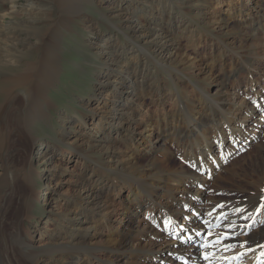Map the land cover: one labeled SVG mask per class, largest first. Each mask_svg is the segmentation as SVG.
Instances as JSON below:
<instances>
[{
  "label": "bare ground",
  "instance_id": "bare-ground-1",
  "mask_svg": "<svg viewBox=\"0 0 264 264\" xmlns=\"http://www.w3.org/2000/svg\"><path fill=\"white\" fill-rule=\"evenodd\" d=\"M51 1L58 14L48 17L45 29L38 38L37 60L15 65L11 62L4 67L20 69L21 73L13 72L2 78L1 92L6 93V99L1 112L14 104L19 127L26 133L34 122L45 119V106L49 107L51 103L48 93L62 74L63 57L59 54L62 42L65 35L73 31L76 20H82L89 34L87 51L90 49L93 53L88 52L98 61L96 64L89 63L99 70L97 92L93 102L83 104L89 115L83 110L76 112L75 117L62 114L58 122L68 139L73 134L67 133L68 128L80 132V137L86 140V151L90 148L105 151V163L101 168L96 166V171L89 170L86 179L78 180L76 191L72 194L74 198L70 200V195H65L68 201L63 219L58 220L60 223L52 220L56 226L44 240H35L30 229L20 230L19 226L36 199L34 193L30 199L25 197L26 211L23 212L22 203L16 199L6 196L0 200V211L4 207L6 209L4 204L7 201H15L20 215H16L18 218L14 220L17 221L16 232L9 224L11 232L0 240L4 249V252L0 251V264H264V255H261L264 253V207L260 206L259 200L255 221H248V211L241 205L210 207L201 200L209 180L224 168L225 162L257 138L260 125L264 123V92L247 102L240 96L239 84L234 90H229L228 83L238 73L232 69L221 78L220 96L200 89L194 101H176L178 109L164 111L175 93L167 97L156 89V95L146 87L150 70L151 74L162 68L171 70L168 62L172 61L169 60L185 55H177L181 49L179 43L170 46V42L174 28L186 23L182 16L186 14L185 5L188 4L199 10H203V4L208 3L213 5V9L226 5L224 12L227 17L240 20L249 37L262 41L260 47L259 44L252 45L254 58L264 54V0H228V4L227 0H201L203 3L199 0L104 1V8L119 19L115 25L121 36L100 33L93 29V24L87 23L90 19L83 13L86 5L99 3V0ZM35 4L32 0V9ZM167 13L174 16L176 13L178 17L172 19ZM212 14L214 18L221 17ZM134 52L136 54H131ZM256 60H253L254 64ZM150 62L153 68L149 66ZM210 62V67L201 68L209 81L216 66L214 59ZM191 64L192 69L197 67ZM254 64L249 69H243L250 82L249 88L244 89L247 97L256 90V85L252 84L256 82ZM180 92L177 89V93ZM147 95L154 99V111L147 107L150 103L147 105ZM235 107L239 109L238 114L234 111ZM9 116L15 118L13 113ZM0 126L1 153L4 144H7L4 139L9 128L4 133V124ZM25 139L31 144L28 148L32 149L37 139L31 135ZM169 144L180 153L188 166L187 171L183 167L174 170L170 166ZM28 148L25 152L29 155ZM151 150L161 152L162 158L150 160L149 166L142 173L138 171V175L128 169L131 165L126 168ZM86 151L79 153L83 161L86 160ZM59 156L53 151L46 160L55 164L66 159L64 155ZM25 177L26 185L32 186L34 177ZM8 183L5 169V172H0V192ZM52 184L50 179L46 185L50 187ZM124 190L128 194L122 199ZM114 194L121 197L122 211L115 207L116 199L110 201ZM237 209L244 211L237 212ZM214 225L220 228L208 230ZM202 238L205 242L201 241ZM47 246L52 248L41 249ZM6 254H11L12 258H7Z\"/></svg>",
  "mask_w": 264,
  "mask_h": 264
},
{
  "label": "rangeland",
  "instance_id": "rangeland-1",
  "mask_svg": "<svg viewBox=\"0 0 264 264\" xmlns=\"http://www.w3.org/2000/svg\"><path fill=\"white\" fill-rule=\"evenodd\" d=\"M99 1V3L95 2L96 4L86 5V10L83 13L87 15L86 18L90 19V22L87 23L90 25L93 24V29H97L100 33L105 32V34L111 35L119 34L121 36L120 30L116 28L117 25H115V22L119 23L117 21L119 19L111 15L103 6V2L108 0ZM34 3L36 4L32 9V0H0V125L1 123L2 125L4 124V133L7 131V128H9V132L7 131L8 135L4 134V136L6 135L4 141H7V144H4V150L0 153V166L2 167L0 172H5L6 169L9 183L2 188L0 200L7 197L16 199L18 203H22L21 210L23 212L26 211L23 202L30 199L34 193V196H36V199H34L35 202L33 201L31 204L27 217L23 213L24 217L22 218V224H19V226L20 230L30 229V232H33L35 236V240L38 241L39 239L44 240L47 238L49 231L51 232L52 229L55 228L56 225H53L54 221L52 220L60 223L59 221L63 219L62 215L65 213L63 210L65 211L67 209L66 202L68 201L65 195H70V200L74 198L72 194L76 191L75 184L78 183V180L80 181L81 178L82 180L86 179L87 176L85 175L89 174V170L96 171L98 167L101 168L105 163V151H100L95 148H90L86 151V140L80 137V132L74 131L76 130L75 128H68L67 133H73L71 138L68 139L65 135L66 133L63 134L64 128H61L62 126L59 123L62 114L75 117L76 112L79 113L83 110V112H85L84 114L89 115L90 113L85 111L86 109L83 104L93 102L94 95L97 92L98 77L96 76L99 70L95 69L94 66H91L89 63L92 62L96 64L98 61L88 52L90 49L87 51L86 41L89 38V34L84 29L85 27L82 20H76L73 31L67 36L65 35L62 42V51L59 52L63 57L61 62L62 74L60 75L59 81L55 84V89L53 88V90L48 93V99L52 105L50 103L48 107L46 104L45 119L34 122L29 127L30 131L26 133L19 127V117L16 116L17 110L14 104H11L4 112H1V108L4 105L2 103H4L6 99V93L4 92L2 94L1 92L2 78L5 79V77L12 75L13 72L17 74L21 73L20 69L15 70L16 68L13 69V67L4 69V67L11 62L15 65L37 60L39 57L38 52H36V49L39 47L38 38L45 29L48 17H56L58 14V9L51 0H34ZM208 4L210 6L203 4V10H199L189 4L185 5L187 12L182 17L186 23L179 28H174V35L170 42V46H177L179 43V48H181L178 50V54L175 52L174 54L184 55L185 53V55L182 58L174 56L172 57L174 59L169 60L172 61L168 62L172 67L171 70L162 68L155 74H151L150 70L146 77V83H148L146 87L151 89L149 91L153 92V94H156V89L163 93V96L167 97L175 93L170 101L172 103L169 102L164 108V111H173L175 108L178 109L179 105L177 104L180 103L181 100L182 102H186L187 100H189V102L194 101L195 98L199 96L200 89L202 92L208 93L209 91L211 95L216 96V94H218L221 78H223L224 73H229L232 69H236L239 75L237 73L236 78L233 77L236 82L231 79L232 82L230 81L228 83L229 90L240 87V96L247 102L252 101L256 95L264 92V54L254 58L255 56L251 53V49L253 48L252 45L259 44L260 47V44L263 45L262 41L249 37L250 34L242 27L240 20L228 18L227 14L224 12L226 5L213 9V5L211 3ZM219 9H222L221 12ZM13 10L14 12H12ZM212 13L216 14L218 17L221 15V17H219V19L214 18L215 15ZM170 16L172 19L178 17L176 13L175 16ZM121 40L123 43L126 42L123 39ZM90 52L92 51L90 50ZM131 54H136V52ZM211 59H214L216 66L213 71V77L211 81H209L207 77L202 74L204 71L201 68L202 66L210 67L209 63L211 64ZM255 59L257 60L254 64L253 60ZM191 63H194L197 67L192 69ZM252 63L256 68V82L252 83L256 85V90L252 92L250 98L246 96L247 93L244 90L246 87L247 89L249 88L250 82L248 83L247 75H244L243 72L246 68L249 69V67L253 65ZM149 66H152L151 68L154 67L151 62ZM196 74H198V76ZM236 85L238 86L236 87ZM177 89H180L181 94L177 93ZM217 96H220V94ZM153 101L154 99L147 95V105L149 102V105H151L147 107L150 110L152 109L151 111L155 109ZM176 101H178L177 104ZM173 104H175L176 107ZM237 110L239 111V109L235 107L234 111H236V113ZM11 113L15 114V118L9 116ZM233 115L234 114H231V116ZM260 127L257 138H255L248 147L239 150L232 158L230 157L225 162L224 168L216 173L214 178L209 180L208 185L201 194V200L210 207L219 204L229 208L240 205V207H245L243 209L248 211V221H255L258 218L256 215L258 212V200L260 206L264 205V123L261 124ZM0 133H2L1 126ZM28 134L34 137L35 140L37 139L32 149L28 148L29 145H31L29 141L26 143L25 137L27 138V136H29ZM169 146V148H171L168 150L169 154H171L168 159L170 161V166L174 170H180V168L183 167V169L187 171L188 166L180 156V153L176 152L175 148L173 146L171 147L170 144ZM26 148H28V150L30 149L29 155L25 152ZM83 150L86 151L85 161L82 160L79 154H82ZM53 151L58 154V157H60L59 155L66 156V159L62 160L61 163L55 164L52 163L53 161H47L46 159L49 158ZM153 151L154 150H151L146 153L143 151L145 154L143 156L140 155V158L138 157L134 160L135 163H133V165L129 164L126 168L131 165L132 167L128 169L133 174L136 172V175L140 172L142 173L149 166L148 163L150 160L162 158L163 154L161 152ZM33 160L35 162H30ZM35 164L36 168L34 167ZM33 169H36L35 173ZM23 175L24 177H34V179L32 178V186L27 184L30 188L26 185V177L24 178ZM49 178L53 182L50 187L46 185L47 182L50 181ZM215 178L217 179L216 181ZM9 185L11 187H9ZM33 190L35 191L33 192ZM66 191H68V193H66ZM124 191L125 192H122L121 195L122 199L128 194L127 190ZM112 198L113 200L116 199L115 207L122 211V203H119L121 202V197H117L114 194L110 201H112ZM4 205L6 209H4V207L0 211V240L3 236L11 232L9 230V224H12L14 232H16L17 221L14 220L18 218L16 215L20 216L17 211L18 205L15 201H7ZM213 228L216 230L219 227L214 225ZM4 229L5 231H3ZM171 233L173 234L174 231ZM40 235L42 236L40 237ZM207 235L208 233H206V236ZM203 240L204 238H202L201 241L205 242ZM48 248H52V246L41 247L42 250ZM0 251L4 252L2 245H0ZM6 257L12 258L11 254H6ZM0 259L2 260L1 256Z\"/></svg>",
  "mask_w": 264,
  "mask_h": 264
},
{
  "label": "snow or ice",
  "instance_id": "snow-or-ice-1",
  "mask_svg": "<svg viewBox=\"0 0 264 264\" xmlns=\"http://www.w3.org/2000/svg\"><path fill=\"white\" fill-rule=\"evenodd\" d=\"M261 207H264V205H261ZM237 212H242L244 211L243 209H237ZM225 239H227V237H224ZM261 255H264V253H262ZM205 259H207V256L205 257Z\"/></svg>",
  "mask_w": 264,
  "mask_h": 264
}]
</instances>
